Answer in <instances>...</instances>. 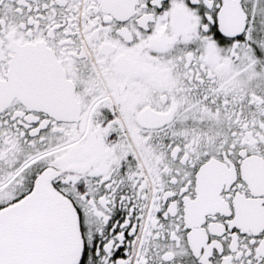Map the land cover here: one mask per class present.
<instances>
[{
	"label": "snow or ice",
	"instance_id": "1",
	"mask_svg": "<svg viewBox=\"0 0 264 264\" xmlns=\"http://www.w3.org/2000/svg\"><path fill=\"white\" fill-rule=\"evenodd\" d=\"M0 264H264V0H0Z\"/></svg>",
	"mask_w": 264,
	"mask_h": 264
}]
</instances>
